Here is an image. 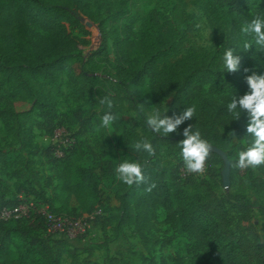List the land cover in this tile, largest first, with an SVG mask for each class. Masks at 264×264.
Here are the masks:
<instances>
[{
    "label": "trees",
    "instance_id": "16d2710c",
    "mask_svg": "<svg viewBox=\"0 0 264 264\" xmlns=\"http://www.w3.org/2000/svg\"><path fill=\"white\" fill-rule=\"evenodd\" d=\"M203 1L210 20L224 36L214 51L183 48L184 33L169 22L162 21L156 10L141 17L140 30L136 31L134 25L138 19L128 0H0V100L5 98L6 104L13 107L15 99H22L19 92L9 89L14 83L35 94L34 104L41 119L38 125L46 128L48 136H52L57 127L54 106L57 97L63 94L57 84L61 72L65 71L70 77L76 100L85 99L92 103L93 97L101 100L108 96L113 101L112 112L117 116L111 127L118 133V141L107 150L106 143L101 142L104 138L98 139L97 151L111 163L114 175L115 168L128 160L142 165L146 180L138 186L129 187L115 179L118 225L127 222L138 225L136 217L140 212L146 214L148 208L158 205L165 210L166 219L194 241L203 256V260L196 264H212L209 259L217 264H253L251 253L234 235L221 213L211 206L201 184L192 174H181L183 164L174 165L170 160L160 161L134 150V143L142 141V136L122 117L124 104L121 96L111 89L107 80L90 75L86 70L87 66L100 67L118 77L127 103L136 114L142 135L154 150L156 142L173 138L181 141L184 138L163 137L147 126L145 110L157 109L163 103L168 104L169 117L179 115L194 105L196 114L185 123L215 120L225 126L232 125L238 138L244 140L240 151L246 150L251 146L252 138L246 132L243 113L238 118L228 113L227 105L234 96L238 99L248 92L243 80L245 69L255 65L256 70L264 74V52L255 45L252 36L240 32L241 27L252 19L258 16L264 19V0ZM28 20L52 25L55 44L47 49L39 48L27 27ZM86 20L97 25L104 43L108 37L111 39L112 53L101 49L91 52L87 59L83 58L80 48L86 43L77 41L68 31H88L84 23ZM246 42L253 45L248 51L243 48ZM228 49L241 57L236 73L224 72L222 67V58ZM129 87L136 93L137 99ZM106 111L104 105V114ZM82 113L83 110L77 107L66 116L67 122L78 128L71 134L74 142L64 148L67 151L64 157L54 155L56 146L46 147L54 162L64 159L71 152L85 153L80 150L83 140L79 144L77 142L79 130L89 121ZM0 121L8 127V117L1 110ZM201 137L211 142L208 133L201 134ZM22 142L19 143L20 149L25 148ZM85 146L88 151L96 152L87 142ZM214 146L224 151L218 143ZM1 155L0 164L12 163L10 158L5 159ZM75 172L78 181L74 183L70 180L69 170L61 172L59 194L51 198L50 205H47L49 210L55 213L51 208L53 200L61 198L65 207L73 199L80 215L89 214L92 218L101 215L102 211L97 213L103 203L99 190L101 174H98L97 166L77 165ZM4 174H0V208L13 207L21 202L16 196H7L10 185L5 179L6 175L21 177L20 171ZM151 184L155 187L149 191L147 189ZM226 195L243 208L263 209L256 201L242 195L229 192ZM131 211L135 212V216ZM65 215L75 218L71 214ZM144 220L147 222V219ZM47 230L46 220L33 210L26 218L0 219V264H61V257L68 250L63 247V242L57 245L56 239L46 234ZM12 252H15V257L11 256ZM72 264H77L75 257ZM148 264L156 263L149 260Z\"/></svg>",
    "mask_w": 264,
    "mask_h": 264
},
{
    "label": "rangeland",
    "instance_id": "374dc122",
    "mask_svg": "<svg viewBox=\"0 0 264 264\" xmlns=\"http://www.w3.org/2000/svg\"><path fill=\"white\" fill-rule=\"evenodd\" d=\"M128 2L138 19L134 25L136 31L140 30L141 17L151 10H156L162 21L169 22L184 33L183 48L193 47L198 50L214 51L224 37L210 20L203 0H128ZM87 22L90 21L84 22L88 31L82 29L68 31L77 41L86 43L80 48L83 58L87 59L91 52L101 49L106 53H112L111 39L108 37L104 43L97 25L90 22L91 25L88 26ZM197 24L200 27L197 28ZM27 27L39 48L47 49L55 44L56 37L52 25L28 20ZM86 70L90 75L101 76L107 80L111 89L121 96L124 104L122 117L136 128L142 140H147L142 135L135 112L127 103L124 92L117 81L118 77L113 72L108 73L100 67L87 66ZM253 73L262 74L256 70L255 65H252L248 67L243 80L246 82V76ZM70 82V77L65 71L59 74L57 84L63 94L57 97L54 106L57 114L55 121L57 127L52 136H48L46 128L38 125L41 119L37 116L38 110L34 104L35 94L14 83L9 89L19 92L22 99H15L13 107L6 104L5 98L0 100V110L8 117L7 128L0 121V153L2 158H10L12 162L7 165L0 164V174L5 175V172L14 170H19L21 173L19 178L5 176L10 185L7 196H16L21 201L23 210H26L25 205L30 203L37 208L50 205L51 198L59 194L62 171L69 170L70 180L74 183L78 181L75 166L95 165L98 174H101L99 190L103 203L97 210V213L102 211L101 215L90 220L84 218L79 214L80 210L73 199H70L65 207L61 198L51 203L54 214L60 215V218L67 216L66 213L75 217L71 225L67 222H60V225L56 223L50 225L51 229L46 233L56 239L57 245L63 242V247L68 250L62 255L61 264H72L73 257L77 259V264L88 262L89 264H148L149 260L156 264H196L199 260H203L194 241L177 225L166 219V212L161 206L148 208L146 214L143 211L140 212V215L136 217L138 225L130 222L118 225L119 211L114 199L116 177L111 171V163L105 155L98 153L96 147V141L104 138L101 142L106 143V148L109 150L111 145L117 144L118 133L111 126L100 127L104 114V105L100 103V100L96 97L91 99L92 103H88L85 99L76 100V93L73 92L74 89ZM129 89L133 97L137 99L136 93L130 87ZM77 107L83 110V117L89 120L82 130H79L77 136L78 144L83 140L80 150L85 153L79 155L71 152L64 159L54 162L46 147L53 145V141H57L59 151L53 152L54 155L65 156L67 151L64 148L68 146L65 139L73 137L71 134L78 128L70 125L66 116L71 109ZM155 110H159L162 116H168L167 103H163L157 109L145 110V113L148 116ZM243 116L247 125V114L243 113ZM189 124L193 125V131L198 130L201 134L208 133L211 138L209 144L218 143L223 147L230 163L229 187L226 189L222 186L223 161L213 152L205 162L203 173L190 174L195 177L197 183L201 184V189L207 195L211 206L221 213L234 235L249 250L253 264H264V166L256 169L235 167L238 154L241 152L240 144L244 145V140L238 138L232 125L225 126L215 120H198L180 125L177 132L169 136L181 137L183 129ZM28 128H30L29 131L26 130ZM229 133H235V138L230 137ZM173 139L156 142L153 157L160 161L170 160L174 165H182L181 149L178 146L180 141ZM21 141L25 145L24 149H20ZM86 142L93 151H96L95 153L88 151L85 146ZM226 192L256 201L263 209L252 206L243 208L234 203ZM131 212L135 216V212ZM144 219H147V222ZM62 238L65 239L61 240ZM11 256L15 257V252H12ZM205 259L208 260V258ZM209 261L217 264L211 259Z\"/></svg>",
    "mask_w": 264,
    "mask_h": 264
},
{
    "label": "clouds",
    "instance_id": "9594fccd",
    "mask_svg": "<svg viewBox=\"0 0 264 264\" xmlns=\"http://www.w3.org/2000/svg\"><path fill=\"white\" fill-rule=\"evenodd\" d=\"M196 27H200L199 24ZM240 32L246 36H252L254 43L261 52H264V19L259 16L252 19L251 22L244 24ZM252 43L246 42L243 48L248 51L252 47ZM223 70L227 73H236L239 71L241 57L234 54L232 49L225 51L223 55ZM247 72V69H245ZM248 92L240 98L235 96L227 105V111L235 114L238 118L241 113H246L248 124L246 132L252 138L251 146L246 150L239 152L238 160L235 167L239 169H256L264 166V74L246 76ZM102 105L106 106L107 111L102 117L100 127L108 128L116 120L117 116L112 112L113 101L105 96L100 100ZM147 103V101H145ZM239 106V107H238ZM196 114V107L189 106L179 115L168 117L161 115L159 110H155L148 114L146 124L150 130L163 137L176 133L180 125L185 121H190ZM184 137L179 143L180 156L183 161L185 170L188 173L201 174L205 170V162L209 157L211 145L201 137L200 131H193V125L189 124L181 133ZM229 136L235 138V133H229ZM133 148L136 152H145L149 157L155 155V150L150 142L142 140L134 143ZM115 177L118 181L131 187L145 183L142 165L139 162H130L125 160L115 168ZM155 187L151 184L147 190Z\"/></svg>",
    "mask_w": 264,
    "mask_h": 264
},
{
    "label": "built area",
    "instance_id": "2783aa9c",
    "mask_svg": "<svg viewBox=\"0 0 264 264\" xmlns=\"http://www.w3.org/2000/svg\"><path fill=\"white\" fill-rule=\"evenodd\" d=\"M65 141L67 142L68 146H70L74 142V138L68 137L65 139ZM53 145L56 146V151H59L58 142L53 141ZM186 173H187V171L182 168L181 174L185 175ZM25 206H26V210H23V205L20 202L19 204H17L16 206H13V207H1L0 208V219L6 220V219H10V218H26L29 216L30 210H33L35 213L41 215L46 220L48 230L51 229L50 225H55L56 223H58L60 225V222H67L70 224V223H73L72 221H74V218H71L68 216H63V218H60V215L57 216L54 213H52L49 210L48 206H40L39 208H37L36 206H34L31 203L28 205H25ZM82 216L86 219L92 218V215H89V214H84ZM69 220H71V221H69ZM76 221H78V220H76ZM61 231L63 232L64 230H61Z\"/></svg>",
    "mask_w": 264,
    "mask_h": 264
},
{
    "label": "water",
    "instance_id": "95a60500",
    "mask_svg": "<svg viewBox=\"0 0 264 264\" xmlns=\"http://www.w3.org/2000/svg\"><path fill=\"white\" fill-rule=\"evenodd\" d=\"M87 25L90 26L91 23L87 22ZM211 149L212 150L210 152H213L218 156H220V158L223 161V168L221 170L222 186L227 189L229 187V173H230V163L227 154L225 151L221 150L220 148L214 145H211Z\"/></svg>",
    "mask_w": 264,
    "mask_h": 264
}]
</instances>
